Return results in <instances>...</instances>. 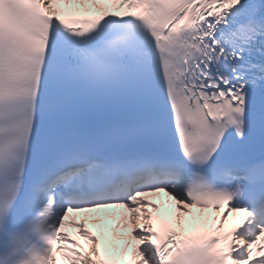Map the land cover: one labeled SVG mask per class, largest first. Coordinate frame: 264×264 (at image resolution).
<instances>
[{"label": "snow or ice", "instance_id": "snow-or-ice-1", "mask_svg": "<svg viewBox=\"0 0 264 264\" xmlns=\"http://www.w3.org/2000/svg\"><path fill=\"white\" fill-rule=\"evenodd\" d=\"M104 209L110 233L69 219ZM262 241L264 0H0V264H264Z\"/></svg>", "mask_w": 264, "mask_h": 264}, {"label": "bare ground", "instance_id": "bare-ground-1", "mask_svg": "<svg viewBox=\"0 0 264 264\" xmlns=\"http://www.w3.org/2000/svg\"><path fill=\"white\" fill-rule=\"evenodd\" d=\"M107 221L112 222L113 220L112 219H107Z\"/></svg>", "mask_w": 264, "mask_h": 264}]
</instances>
